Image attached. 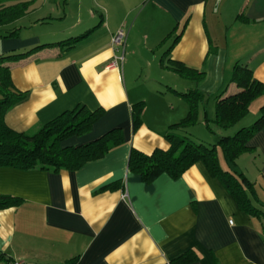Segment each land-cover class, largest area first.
<instances>
[{
	"label": "crops",
	"instance_id": "0c3cea01",
	"mask_svg": "<svg viewBox=\"0 0 264 264\" xmlns=\"http://www.w3.org/2000/svg\"><path fill=\"white\" fill-rule=\"evenodd\" d=\"M39 1L11 23L14 36L0 39V53L27 52L11 63L13 86L26 97L7 109L5 123L32 132L83 105L102 108L103 115L64 145L116 127L124 141L77 170L0 166V194L21 199L0 209V264H264V197L258 191L264 188V129L249 141L254 150L237 158L262 202L255 201L259 215L241 210L202 162L177 178L162 173L150 182L127 166L131 147L151 153L168 147L167 133L187 134L174 126L189 109L182 92L203 94L197 118L202 110L205 121L214 118L212 95L237 62L264 82V0ZM120 27L127 31L124 60L108 67L111 36ZM169 60L191 76L173 70ZM139 67L142 85L130 80ZM236 90L228 84L227 92ZM139 101L141 124L133 131L131 107ZM262 105L264 96L251 102L254 116ZM212 134L207 140L216 141ZM242 160L259 165L256 177ZM112 182L117 187L104 188ZM183 254L189 258L173 262Z\"/></svg>",
	"mask_w": 264,
	"mask_h": 264
},
{
	"label": "trees",
	"instance_id": "16d2710c",
	"mask_svg": "<svg viewBox=\"0 0 264 264\" xmlns=\"http://www.w3.org/2000/svg\"><path fill=\"white\" fill-rule=\"evenodd\" d=\"M33 1L0 0V39L10 38L16 34V30L4 27L26 16L32 10ZM80 37L62 40L58 44L70 45ZM26 53L12 51L0 53V166L21 170H77L87 162L99 159L123 144L122 131L116 127L91 141L79 145H64L63 142L69 137L88 133L93 123L103 115L102 108L89 110L83 105L62 112L32 132H20L10 128L4 120L5 112L26 97V93L13 86L11 63ZM169 65L173 70L191 76L192 71L177 61L169 60ZM200 76L201 73L196 72V78ZM229 83H234L237 90L227 92ZM181 94L186 99L189 109L187 115L174 126L186 131L197 123L198 104L202 101L203 94L196 90ZM259 96H264V82L253 76L248 65L237 62L227 73L223 88L212 95L215 100L214 118L210 120L205 116L206 123L211 121L216 127L215 130L210 128L216 133V141L195 142L185 135L167 133L166 149L155 148L151 153H144L131 147L127 163L129 171L150 182L162 173L177 178L193 164L202 162L209 174L221 181L241 210L251 215H259L260 210L255 206V201L262 202L255 193L253 182L238 166L237 158L245 152L254 150L249 141L264 129V105L260 107L258 116L250 125H239L232 135L225 131L248 114L251 102ZM143 107V101L136 102L131 107L133 131L141 124ZM219 151L222 153L224 166L220 164ZM115 187L117 183L112 182L104 188ZM20 204L21 199L18 197L0 194V209ZM188 258L189 254H183L173 262L185 261Z\"/></svg>",
	"mask_w": 264,
	"mask_h": 264
},
{
	"label": "rangeland",
	"instance_id": "374dc122",
	"mask_svg": "<svg viewBox=\"0 0 264 264\" xmlns=\"http://www.w3.org/2000/svg\"><path fill=\"white\" fill-rule=\"evenodd\" d=\"M41 1H43V0H40L39 2H41ZM58 1H61V3L64 2V0H58ZM39 4H41V3H38L35 5L36 7L38 6L35 10H40ZM12 26H13V24H10V25L8 24L4 27V29H12ZM41 28H45V27H41ZM41 28H37V29H33V30L39 31V30H41ZM142 72H144V69H142L140 67L136 68V72L134 74H132V76L130 77V80L132 79L134 82L137 83V85L138 84L142 85V82H144L146 80V78ZM126 80H127V73H126ZM207 109H208V107H207ZM209 109H211V107ZM253 110H254L253 108H249L248 114L242 120H240L235 126L230 127L229 129H227L225 131L227 133H229L230 135H232L235 132V129H237V127L239 125H250L255 120V118L258 116V114L256 116L253 115ZM203 117H204V114L202 113V110H200V114H199V118H198L197 123L190 126L189 129L186 130L187 134H182V135H185V136L191 138L195 142H201L202 140H200V139H203V141H205V143H214L215 142L214 139H212V140H207V139H210L211 137H213L211 129L215 130L216 127L211 121H209V123H208L209 128H208V126H206V123H205ZM219 158H220L221 164L223 165L224 160H223V156H222L221 151H219ZM241 163L243 164V166L245 168H247V170L249 169L248 171L250 172L251 177H256L257 173H255V167L259 166L258 164H257V166H254L253 164H251V162H249L247 160H242ZM257 183H259V182H257ZM261 184H264V183H261ZM260 187L261 186H259L258 191L260 192L261 196L264 197V188H260Z\"/></svg>",
	"mask_w": 264,
	"mask_h": 264
},
{
	"label": "built area",
	"instance_id": "2783aa9c",
	"mask_svg": "<svg viewBox=\"0 0 264 264\" xmlns=\"http://www.w3.org/2000/svg\"><path fill=\"white\" fill-rule=\"evenodd\" d=\"M127 31L122 27L116 30L111 36V46L113 49V56L108 67H119L122 65L125 49H126ZM8 264H21L19 260H11Z\"/></svg>",
	"mask_w": 264,
	"mask_h": 264
}]
</instances>
